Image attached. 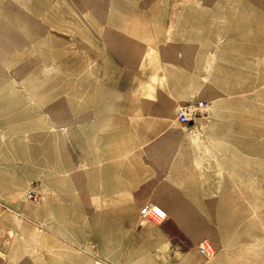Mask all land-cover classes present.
<instances>
[{"label":"rangeland","instance_id":"374dc122","mask_svg":"<svg viewBox=\"0 0 264 264\" xmlns=\"http://www.w3.org/2000/svg\"><path fill=\"white\" fill-rule=\"evenodd\" d=\"M101 16L105 23L98 22ZM150 48L154 51L149 54ZM175 53L183 54L180 65L185 68V98L171 108L170 119L163 123L150 116L162 115L154 96L157 90L170 95L176 89L169 85L181 83V73L164 67L167 65L168 70L169 65L177 64ZM6 62L10 64L8 71ZM153 70H158L153 72L158 87L153 85L151 97V88L141 89V84ZM0 81L11 87L6 94L24 97V106L29 108L25 112L27 126L49 128L53 134L41 136L51 140L45 148L52 166L46 167L45 173L78 180L82 177L88 190L87 201L82 203L89 205L85 216L67 194V183L55 185V194L38 201L31 168L21 167L24 161L16 162L15 152L0 149V181L17 177L4 189L0 183L3 264H144L160 257H166L167 264H206L217 255L218 250L212 247L205 257L189 250L185 253L187 261L182 262L180 252L161 246L158 239L118 230L110 207H103L102 202L110 196L112 183L128 193L134 190L140 176L137 164L143 166L142 140L124 134L120 130L123 122L137 124L136 133L137 129H147L153 139L149 143L168 145L175 143L176 133H183L189 141L198 121L204 127L222 128L226 124L246 129L247 137L214 133H206V137L213 144L246 145L250 159L257 163L250 162L249 170L257 166L254 170L260 173V147L264 146V0H0ZM190 82H198L199 87H187ZM32 84L37 86L30 87ZM179 110L186 111L188 123L178 121ZM202 112H214L216 118L224 112L233 113L237 118L199 120ZM139 114L150 121L148 126L138 121ZM63 131L71 132L66 136L70 149L65 147ZM2 132L0 129V148L7 138ZM77 140L85 142L83 152L75 144ZM24 146L17 154L26 156L25 162L31 165L32 145L28 142ZM81 155L80 168L76 162ZM132 155L140 161L132 160ZM193 186L198 187L183 183L186 196ZM262 209L256 213V223L242 212L230 220L222 217L221 226L237 229L232 235L263 229ZM32 217L40 223H31ZM199 218L201 230L206 231L209 225L204 217ZM138 223V229L148 223L150 227L157 225L142 218ZM253 244L228 249L232 254L228 264H255L244 261L257 257L264 260V232L262 241Z\"/></svg>","mask_w":264,"mask_h":264},{"label":"crops","instance_id":"0c3cea01","mask_svg":"<svg viewBox=\"0 0 264 264\" xmlns=\"http://www.w3.org/2000/svg\"><path fill=\"white\" fill-rule=\"evenodd\" d=\"M102 18L101 20H98L99 23H105L106 19L104 20V18ZM119 18L120 17L117 19ZM180 51H182V49H180ZM86 55L88 54L86 53ZM122 55L124 58H127L125 57V53H122ZM173 55V57H176L175 60L177 61V64H173L171 66L169 65V69L167 71L181 73V83L169 85V87H175L176 90L170 93V96L165 103L168 105V108L166 107V110L169 109L168 111H171L173 106L182 104L185 98V96H183L184 92L182 90L184 87L183 76L185 74V68L184 65H180L181 62H183L181 57L183 54L175 53ZM159 56L163 55L159 53ZM9 65L10 64L6 62V69L3 65L1 66L3 69L8 71L7 67H9ZM164 67L166 69L168 66L164 65ZM148 72H151V69L147 70V73ZM191 73H194V69ZM147 75L144 78H146ZM191 77L193 78V75ZM197 83L192 84L190 82L187 84V87H190L191 89L199 87V83ZM153 85L158 87L155 83H153ZM34 86L36 87L37 84H32L30 87ZM178 88H180L179 91ZM9 89H11V87L8 85V83L0 81V129L3 131L2 134L7 137L4 141H2V148L0 149L2 151L6 150L7 153L9 151L15 152L16 154L14 156L16 158V162L20 163L21 160H23L24 164L20 166L31 168L30 176L32 184L37 185L33 188L37 194L38 201L43 200L41 198L43 196L55 194L58 189V187L55 186L56 184L67 183V194L77 203H79V207H81L80 211L82 213L84 212L86 216L89 205L82 203V201H87L88 190L86 182H84L82 177H79L78 180L76 177H55L45 173L44 168L52 166V164L48 163L49 155L46 154L47 151L45 148L47 143L49 145L51 144V140L47 142V140H43L41 136H49L53 134L49 128L35 127V124L27 126L24 121L28 120V115L26 116L25 112H28L29 108L24 106V97L6 94L9 93V91H6ZM164 95H167L165 90L161 89L159 92L157 90V104L160 107L164 105L165 109L166 105L161 102L160 98L165 97ZM190 95L193 96V92ZM190 95H188V97ZM36 102L39 103L40 99H38ZM29 104L34 105V101H29ZM33 109L34 107L32 110ZM222 114L223 116L216 118V113L214 112H202V116L199 117V120L221 118L225 120H232L237 118L233 115V113L224 112ZM150 117L153 119H159V115ZM225 125L222 128H213L210 126L204 127L203 122L198 121L195 123L196 127H192L191 129V138L189 141L185 140L183 133H177L175 134V143L173 145L161 143V141H158V143L155 142L153 144L149 143V141L153 140L152 134L148 132L147 129H143L141 131L140 129H137L139 140H142V150L144 155L143 167L146 169L150 168L146 160L152 162L155 167H153L154 169H149L148 175H143L140 173L139 181L137 180V183L135 182L136 188L129 192L134 200L130 204L129 209L133 207L134 211H128L129 209H127L118 215L120 223L125 230L129 232L140 233L143 236H147L149 238L151 237L155 240L158 239L161 246L165 248H173L175 251L180 252L182 254V262L187 261V256H185V253H188L187 251L189 250L194 252L197 250L199 255L205 257L204 254L199 252V248L209 244V247H212L215 249V251L218 250L217 255L213 257L216 258L217 264H228L232 261L230 260L232 254L229 253L228 249H231L232 247L235 248V246L246 247L247 244L253 245L254 247L253 243L255 241H262L264 228L254 229L253 232L247 231V233L232 235V231L237 229L226 230L223 228V226H221L224 222L222 217L228 216V220H230V216L240 215L242 212H244V214L248 213L249 216H252L253 221L256 223L258 221V215H256L258 209H264V146L260 147L262 155L258 162V166L261 168V175H259L260 173L257 174L256 170H254L257 167L254 165H257V163L253 162V159H250L248 147H246V145H236L230 142L217 143L218 145L215 143H209L206 133H214L223 136H248L246 129L231 128L229 126L226 127ZM79 132V135H82L81 131ZM25 135L28 136L24 137ZM67 135H71V132L67 133V131H63L62 136L63 141H65V147L70 149L71 144L67 142ZM27 141L32 145L31 152L33 154L34 161L33 159L31 160V165L25 162V160H27L26 156L23 155L22 157L17 154L20 152L21 146H28ZM77 142L78 140L75 142V144H79V150L83 152L85 150V148L83 149L85 142L84 144L82 140H79V143ZM209 145H211V147L213 146L214 149ZM163 151H165V153ZM7 158L13 157L7 155ZM251 158H253V156ZM82 162L83 158L81 155L78 162H76V167H83L81 164ZM250 162L254 163V165L251 163V166H254L252 171L249 170ZM250 174L251 176H249ZM202 177L203 179H201ZM16 181V178L11 175L10 177L7 176L5 180L2 179L0 183L4 189L6 184L8 185L12 182L15 183ZM183 183H192L193 185H198V187L193 186L190 194H187L186 196L182 191ZM2 187H0V192L3 190ZM117 191H119V188H117L115 183H112L110 196H114ZM102 195L103 194H101V196ZM110 196H107L106 198H109ZM47 199L45 198L44 200ZM144 203H156L160 205L167 212L166 219L160 223H157L155 227L145 228L143 225L140 229H138V207ZM111 212L112 210L110 207V213ZM39 216L41 215L39 214ZM199 217H204V223L209 225L205 228L206 231L201 230ZM249 219L251 220V218ZM30 221L33 224L40 223V220H37L33 217L30 218ZM254 231L257 232L254 233ZM206 238L208 241H203ZM135 239H138V235H136ZM156 260L145 261L144 264H167L166 257L164 259L160 257V259L157 261ZM239 261L243 262V257L239 258ZM244 262L264 264V260H261L258 257L257 259L255 258V260L247 259Z\"/></svg>","mask_w":264,"mask_h":264},{"label":"bare ground","instance_id":"6f19581e","mask_svg":"<svg viewBox=\"0 0 264 264\" xmlns=\"http://www.w3.org/2000/svg\"><path fill=\"white\" fill-rule=\"evenodd\" d=\"M186 3V2H185ZM62 4V3H61ZM60 4V5H61ZM89 6V5H88ZM64 7V6H63ZM93 13V12H92ZM189 13V12H188ZM69 14V13H68ZM193 16V15H192ZM102 17V16H101ZM136 45H138V43L136 44ZM145 47V46H144ZM138 48V47H137ZM141 47H139V49H140ZM138 49V50H139ZM133 50V52H134V49H132ZM141 50V49H140ZM152 50H153V48H150V51L148 52L149 54L152 52ZM154 51V50H153ZM118 52H119V50H118ZM136 53V52H135ZM134 53V54H135ZM140 53V52H139ZM139 53H137V54H139ZM86 54V53H85ZM132 55V54H131ZM142 55V54H141ZM148 55V54H147ZM133 56H136V55H133ZM146 56V55H145ZM120 57V56H119ZM131 57V56H130ZM142 57V56H141ZM140 57V58H141ZM133 58V57H132ZM137 58V57H136ZM148 58V57H147ZM134 59V58H133ZM139 59V58H138ZM141 60V59H140ZM140 60H139V62H140ZM144 60V59H143ZM148 60H150V59H148ZM84 61V60H83ZM131 61V60H130ZM134 61V60H133ZM142 61V60H141ZM148 62V64H150V62L149 61H147ZM152 62V61H151ZM9 64V63H8ZM90 64H92V63H90ZM87 66H89V65H87ZM137 66H138V64H137ZM90 68V67H89ZM89 68H87V69H89ZM143 69H144V66H143ZM171 70V69H170ZM214 70V69H213ZM144 70H142V72H143ZM166 71H167V68H166ZM142 72L140 71V74H139V79L140 78H142L141 77V74H142ZM147 72V71H146ZM154 72V71H153ZM165 73V72H164ZM90 74V73H89ZM191 74V73H190ZM81 76V75H80ZM73 78V77H72ZM76 78V77H75ZM144 79V78H143ZM157 79V75L155 74V73H151V74H149V75H147V77L145 78V80L144 81H142V88L141 89H143L144 87H146V86H149L150 88H151V91H150V93L148 94V95H150L151 97H153V83H154V81ZM231 83V82H230ZM208 84V83H207ZM106 86V85H105ZM202 86V85H201ZM203 89V88H202ZM208 89V88H207ZM204 91V90H203ZM194 92V91H193ZM220 92V91H219ZM162 93V92H161ZM192 93V92H191ZM190 93V94H191ZM201 93V92H200ZM155 97H156V95H154ZM165 97H160L161 98V102L163 103V104H165L166 103V101H167V99L169 98V94H167V95H164ZM177 96V95H176ZM183 96H185V94L183 95ZM149 97V96H148ZM187 97V96H186ZM192 97V96H191ZM197 97H200V95L199 96H197ZM131 98V97H130ZM182 98V97H181ZM189 98V97H188ZM223 98H224V96H223ZM129 99V98H128ZM183 99V98H182ZM213 100V99H212ZM166 105V104H165ZM168 105H166L165 106V109H164V105L163 106H161L160 108H161V113H162V115L161 116H159V120H160V122H163L164 123V121H168L169 119H170V117H171V113H170V111H168V110H166L168 107H167ZM167 107V108H166ZM159 108V109H160ZM107 109V108H106ZM108 110H109V108H108ZM103 110H101V112H102ZM105 111V110H104ZM100 113V112H99ZM137 119H138V121H140L143 125H146V126H148L149 124H150V121L149 120H147V119H145L144 120V116L143 115H141V114H139L138 116H137ZM92 121V120H91ZM178 122V121H177ZM135 125H137V124H135V123H133V125H130L129 123H126V122H123V124L121 125V127H120V130H122V132L124 133V134H126V135H128V136H131V135H133V136H136L137 138H139V136H138V134L135 132V130H136V126ZM84 126V125H83ZM93 127V126H92ZM200 127V126H199ZM168 129V128H167ZM175 129V128H174ZM86 131V130H85ZM168 131V130H167ZM171 131H173V130H171ZM174 132V131H173ZM178 132H179V130H178ZM88 133V132H87ZM90 133V132H89ZM88 133V134H89ZM169 134H170V132H169ZM177 134V133H176ZM182 134V133H181ZM180 135V134H179ZM168 136V135H167ZM176 136V135H175ZM178 136V135H177ZM206 138V137H205ZM208 138V137H207ZM209 139V138H208ZM195 142H196V140H195ZM210 142V141H209ZM217 143H218V141H217ZM216 142H215V144H217ZM193 144V143H192ZM212 144V143H211ZM164 145V144H163ZM176 145V144H175ZM218 145V144H217ZM228 145V144H227ZM195 146V145H194ZM210 147H211V145H209ZM213 147V146H212ZM211 147V148H212ZM162 149V148H161ZM213 149H214V147H213ZM212 149V150H213ZM220 149V148H219ZM163 150H166V149H163ZM216 150V149H215ZM217 150H218V147H217ZM30 151V150H29ZM97 151V150H96ZM160 151H162V150H160ZM192 151V150H191ZM164 153H165V151H163ZM193 153V152H192ZM194 153H195V151H194ZM217 153V152H216ZM242 154V153H241ZM40 155V154H39ZM152 155V154H151ZM223 157V156H222ZM131 158H132V160H134V161H140V159H137V157L136 156H134V155H132L131 156ZM223 158H225V157H223ZM254 158V157H253ZM256 158V157H255ZM146 160V159H145ZM159 160V159H158ZM224 160H226V159H224ZM249 160V159H248ZM33 161H34V159H33ZM43 161V160H42ZM45 161V160H44ZM156 161V160H155ZM255 161V160H254ZM2 162V161H1ZM47 162V161H46ZM146 162L148 163V166L150 167L149 169H154L153 167H155L154 165H153V163L152 162H150V161H147L146 160ZM223 162V161H222ZM221 162V163H222ZM5 163V162H4ZM3 163V164H4ZM136 163V162H135ZM158 163V162H157ZM226 163V162H225ZM235 163V162H234ZM234 163H232V164H234ZM2 164V163H1ZM87 164V163H86ZM22 165V164H21ZM38 165V164H37ZM223 165H224V163H223ZM8 166H10V165H8ZM88 166V165H87ZM236 166V165H235ZM3 167V166H2ZM37 167V166H36ZM39 167V166H38ZM231 168V167H230ZM40 169V168H39ZM38 169V170H39ZM45 169V168H44ZM149 169H146L145 167H143L142 165H140V164H137V170L139 171V173H141V174H143V175H148L149 174ZM232 169V168H231ZM235 169V168H234ZM4 170V169H3ZM8 170V169H7ZM13 170H15V168L13 169ZM13 170H11V171H13ZM201 170V169H200ZM203 170V169H202ZM9 171V170H8ZM7 171V172H8ZM40 171V170H39ZM166 171V170H165ZM238 171V170H237ZM237 171H236V173H237ZM10 172V171H9ZM203 172V171H202ZM248 172V171H247ZM35 173V172H34ZM39 173H41V172H39ZM233 173H234V171H233ZM240 173V172H239ZM17 174V173H16ZM44 174V173H43ZM52 174H54L53 173V171H52ZM57 174V173H56ZM243 174V173H242ZM36 175V174H35ZM61 175V174H60ZM63 175V174H62ZM40 176H41V174H40ZM39 176V177H40ZM55 176V175H54ZM203 176V175H202ZM222 176V175H221ZM239 176H241V175H239ZM249 176H251V174L249 175ZM43 177V176H42ZM252 177H254V176H252ZM15 178H17V177H15ZM31 178V177H30ZM199 178V177H198ZM28 179V178H27ZM26 179V180H27ZM46 179V178H45ZM201 179H203V177L201 178ZM200 179V180H201ZM246 179V178H245ZM37 180V179H36ZM44 180V179H43ZM39 181V180H38ZM222 181V180H221ZM255 181V180H254ZM21 182H23V181H21ZM263 182V181H262ZM239 183H240V181H239ZM238 183V184H239ZM249 183V182H248ZM57 185V184H56ZM240 185V184H239ZM243 185H244V183H243ZM251 185V184H250ZM220 186V185H219ZM242 188V187H241ZM41 189V188H40ZM256 190H258V189H256ZM18 192H20V191H18ZM244 192V191H243ZM250 192V191H249ZM258 192V191H257ZM246 194V193H245ZM250 194V193H249ZM248 198V197H247ZM264 198V197H263ZM101 199H103V198H101ZM249 199V198H248ZM104 201L102 202V206L103 207H111V210H112V214H111V216H112V221H113V223H114V227H116V228H118V230H121V231H124V232H126L127 233V230H125L123 227H122V225H121V223H120V219H119V217H118V215L122 212V211H125L126 209H128L129 207H130V204L134 201L133 200V197L131 196V194H129L128 192H125L123 189H119V191H117L115 194H114V196L112 195V197L110 196L109 198H107V199H103ZM255 200H256V198H255ZM57 201V200H56ZM66 201V200H65ZM250 201H251V199H250ZM68 202V201H67ZM79 204V203H78ZM77 204V205H78ZM74 205V204H73ZM62 206H64V205H61V207ZM74 207H76V206H74ZM84 207V206H83ZM113 207V208H112ZM70 208H71V206H70ZM80 209V208H79ZM3 212V211H2ZM4 212H5V210H4ZM27 213V212H26ZM35 213V212H34ZM80 213V212H79ZM167 213V212H166ZM74 218V217H73ZM142 221V223H144V221L143 220H141ZM28 222V221H27ZM149 225H151V224H144V227L145 228H147V227H150ZM153 227H155V226H153ZM156 229V228H155ZM53 230V229H52ZM54 230H56V229H54ZM53 230V231H54ZM58 232V231H57ZM56 232V233H57ZM60 232V231H59ZM61 235V234H60ZM150 259V258H149ZM147 261H149V260H147ZM3 263H5V259H4V257L3 256H1L0 257V264H3ZM96 264V263H95ZM207 264H217V260H216V258H211L210 260H209V262L207 263Z\"/></svg>","mask_w":264,"mask_h":264},{"label":"built area","instance_id":"2783aa9c","mask_svg":"<svg viewBox=\"0 0 264 264\" xmlns=\"http://www.w3.org/2000/svg\"><path fill=\"white\" fill-rule=\"evenodd\" d=\"M178 121L182 124L189 122V117L184 110H179L177 114ZM138 216L142 219H149L155 223H160L167 217V213L164 208L156 203H144L139 206ZM199 252L206 256L209 254V246H203L199 248Z\"/></svg>","mask_w":264,"mask_h":264}]
</instances>
